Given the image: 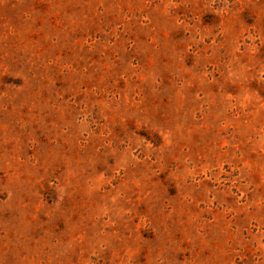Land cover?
Instances as JSON below:
<instances>
[{
	"label": "rangeland",
	"instance_id": "374dc122",
	"mask_svg": "<svg viewBox=\"0 0 264 264\" xmlns=\"http://www.w3.org/2000/svg\"><path fill=\"white\" fill-rule=\"evenodd\" d=\"M0 264H264V0H0Z\"/></svg>",
	"mask_w": 264,
	"mask_h": 264
}]
</instances>
